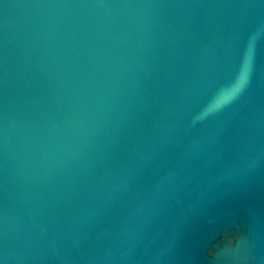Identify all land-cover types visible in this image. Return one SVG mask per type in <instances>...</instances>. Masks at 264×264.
Returning <instances> with one entry per match:
<instances>
[{
	"label": "water",
	"instance_id": "95a60500",
	"mask_svg": "<svg viewBox=\"0 0 264 264\" xmlns=\"http://www.w3.org/2000/svg\"><path fill=\"white\" fill-rule=\"evenodd\" d=\"M0 264H264V0H0Z\"/></svg>",
	"mask_w": 264,
	"mask_h": 264
}]
</instances>
